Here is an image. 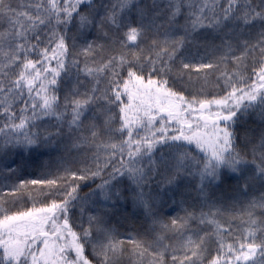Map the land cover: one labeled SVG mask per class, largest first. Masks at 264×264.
Segmentation results:
<instances>
[{
    "label": "snow or ice",
    "instance_id": "1",
    "mask_svg": "<svg viewBox=\"0 0 264 264\" xmlns=\"http://www.w3.org/2000/svg\"><path fill=\"white\" fill-rule=\"evenodd\" d=\"M0 264H264V0H0Z\"/></svg>",
    "mask_w": 264,
    "mask_h": 264
}]
</instances>
